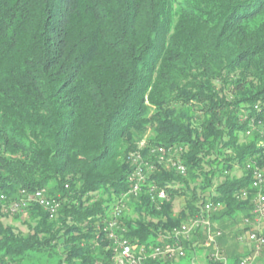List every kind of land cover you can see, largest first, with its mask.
<instances>
[{"label":"trees","instance_id":"1","mask_svg":"<svg viewBox=\"0 0 264 264\" xmlns=\"http://www.w3.org/2000/svg\"><path fill=\"white\" fill-rule=\"evenodd\" d=\"M263 132L264 0H0V219L22 191L61 202L54 219L29 208L25 235L0 220V264L31 253L114 264L102 229L116 208L118 236L149 247L207 201L223 206L212 214L218 243L240 264L253 250L227 249L225 232L253 222L247 165L264 170ZM133 153L153 165L138 196ZM150 185L167 200L153 202ZM205 239L196 232L179 261L192 262Z\"/></svg>","mask_w":264,"mask_h":264},{"label":"built area","instance_id":"2","mask_svg":"<svg viewBox=\"0 0 264 264\" xmlns=\"http://www.w3.org/2000/svg\"><path fill=\"white\" fill-rule=\"evenodd\" d=\"M256 109H258L256 107ZM248 134H250L248 132ZM160 157L163 162L165 160L166 150L162 147L152 151ZM132 160L137 164L133 174L129 178L131 189L129 194L138 196L142 191V187L147 184L149 172L153 171V165L144 162L140 153L130 155ZM173 166L181 174H186V168L179 162H173ZM247 170L252 176V187L256 191L253 207V222L249 219L245 220L244 228L251 224L252 231H247L238 237L240 244L245 245L253 250L254 256L243 258L240 264H252L261 253H264V235L261 231L264 227V170L253 164L247 165ZM151 199L153 202L167 200L168 195L164 189L158 190L156 187L149 186ZM247 196V192H243V197ZM7 201L5 195H0V202ZM33 205H38L43 208L51 219L57 217L61 202L56 198L48 195L46 190H39L34 193L20 192L16 199L4 207L6 212L22 213L26 212ZM223 206L207 201L201 213L190 219L189 222L174 230L170 241L157 246L135 245L130 243L123 236H118L117 232L123 230L120 224V219L123 215V206L118 207L112 213V219L104 222V228L99 227V230L106 234L107 239L112 243L113 255L112 261L114 264H146L148 260H176L179 261L186 257L185 244L192 241L193 235L196 232L205 234L206 239L202 245L207 250L211 251L213 260L220 264H231L230 260L222 253L218 239L222 236L221 231L217 229V225L212 221V214L219 212ZM199 246V245H194ZM192 264H196L193 260Z\"/></svg>","mask_w":264,"mask_h":264},{"label":"rangeland","instance_id":"3","mask_svg":"<svg viewBox=\"0 0 264 264\" xmlns=\"http://www.w3.org/2000/svg\"><path fill=\"white\" fill-rule=\"evenodd\" d=\"M259 129L262 131L263 128L262 126L259 127ZM264 133V132H263ZM154 135L150 132H148L146 134L145 140H149L151 138H153ZM241 171L239 169H236V171L234 172L233 175L236 176H241ZM225 180V178H220L218 180V182H216V186L219 183H222ZM184 205V201H177L176 202V209H180L182 206ZM6 216L2 217L1 223L5 226H7L8 228H10L11 230H13L15 235H25L29 232L27 226L24 225L25 221H27V214L26 212H22V213H11V212H6ZM240 226L239 225L237 228H234V231L229 229L227 230L225 233L228 235V238L226 240H229L228 244H227V249H234L237 251V253L239 255H245L247 253V251H249V247L247 246H243L242 244H240L238 242L237 237L240 235H237L241 232L240 230ZM235 235H237V237H235ZM202 245L204 243H201ZM199 244V245H201ZM236 244V245H235ZM237 246V248H236ZM196 252L193 254L192 257V262H182V261H178V264H192L193 260L196 261V264H206L207 259H208V255H211V251L210 250H206L204 248L201 247H196ZM236 248V249H235ZM226 256V252L223 253ZM254 256V255H252ZM227 257V256H226ZM228 258V257H227ZM258 264H264V253H261L260 256L257 258V260L255 261ZM25 264H57L56 260L54 259H50L47 255H42V254H34L31 253V255L29 256V260L25 261Z\"/></svg>","mask_w":264,"mask_h":264},{"label":"crops","instance_id":"4","mask_svg":"<svg viewBox=\"0 0 264 264\" xmlns=\"http://www.w3.org/2000/svg\"><path fill=\"white\" fill-rule=\"evenodd\" d=\"M244 228V225L242 224L241 226H240V230H242ZM261 231L264 233V227H262V229H261ZM244 234V233H243ZM240 243V242H239ZM244 246V245H243ZM248 252V251H247ZM257 260V259H256ZM255 260V261H256ZM253 262L252 264H258V263H256V262Z\"/></svg>","mask_w":264,"mask_h":264}]
</instances>
